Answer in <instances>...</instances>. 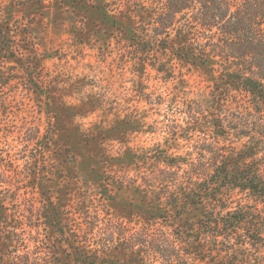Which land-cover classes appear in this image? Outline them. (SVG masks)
<instances>
[{
    "label": "trees",
    "instance_id": "trees-1",
    "mask_svg": "<svg viewBox=\"0 0 264 264\" xmlns=\"http://www.w3.org/2000/svg\"><path fill=\"white\" fill-rule=\"evenodd\" d=\"M46 2L57 17L67 10L80 15L82 35L91 24L99 26L98 34L120 33L129 47L146 52L165 82L194 70L211 78L207 96L190 105L177 102V117H166L164 145L131 156L130 168L143 165L144 171L130 180L142 179L137 190L151 205L139 230L106 210L107 218L92 216L89 207L79 221L46 193L40 205L35 197L17 196L33 173L35 180L43 177L39 162H47L46 139L53 141V134L41 137L38 127L32 131L19 122L12 95L3 93L16 75L3 64L15 60L27 78L25 88L45 92L33 77L39 61L27 62L14 43L27 45L31 36L34 17L25 22L24 11L40 12ZM152 4V10L136 12L139 24L130 15L132 28L102 0H12L24 21L16 31L8 21L0 25V264H203L205 258L211 264H264V0ZM179 140L188 142L189 151L173 152ZM107 188L90 200L111 199ZM160 220L167 229L153 230Z\"/></svg>",
    "mask_w": 264,
    "mask_h": 264
},
{
    "label": "rangeland",
    "instance_id": "rangeland-1",
    "mask_svg": "<svg viewBox=\"0 0 264 264\" xmlns=\"http://www.w3.org/2000/svg\"><path fill=\"white\" fill-rule=\"evenodd\" d=\"M102 1L110 14L132 28L135 24L130 22V15L134 19L136 12L150 11L155 6L153 0ZM55 13L48 2L40 12L24 11L25 22L34 17L31 36L27 45L14 43L27 62L34 57L39 61L33 77L41 81L44 93L25 88L27 78L15 60L3 64L16 75L3 93L12 95L11 105L19 122L32 131L38 127L41 137L48 131L53 134V141L46 139L47 162H39L43 177L35 180L38 174L33 173L29 182L21 184L17 196L35 197L39 203L46 193L61 211L76 213L79 221H85L82 213L89 208L90 215L98 213L101 218L106 217V210L112 218L125 220L126 226L139 230L148 221L151 205L137 190L142 179L138 178L136 184L130 180L144 171L143 165V169L130 168L131 156L159 143L164 145L169 140L166 117H177V102L190 105L194 97L207 96L211 78L205 71L194 70L181 81L177 77L165 82L149 66L146 52L129 47L120 33L103 29L106 34H98L99 26L91 24L82 35L80 15L71 10L63 11L60 17ZM24 14L13 7L12 0H0V25L8 21L11 30L16 31ZM139 21L136 16L135 23ZM135 28L144 35L141 27ZM178 93L180 96L171 101ZM162 101L165 103L156 104ZM183 133L181 136L186 135ZM179 141L173 144V152L189 151L188 142ZM105 187L111 199L101 198L100 203L90 200L95 195L100 197ZM80 198L85 199V205L79 203ZM166 225L161 220L160 224L152 223L153 230L167 229ZM209 260L205 258L203 264H211Z\"/></svg>",
    "mask_w": 264,
    "mask_h": 264
}]
</instances>
